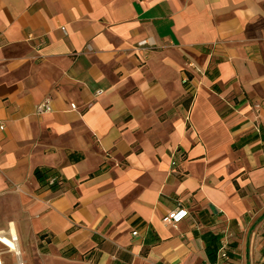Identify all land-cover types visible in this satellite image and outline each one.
I'll use <instances>...</instances> for the list:
<instances>
[{
    "label": "crops",
    "instance_id": "1",
    "mask_svg": "<svg viewBox=\"0 0 264 264\" xmlns=\"http://www.w3.org/2000/svg\"><path fill=\"white\" fill-rule=\"evenodd\" d=\"M0 233L2 264H208L205 233L263 264L264 0H0Z\"/></svg>",
    "mask_w": 264,
    "mask_h": 264
},
{
    "label": "trees",
    "instance_id": "2",
    "mask_svg": "<svg viewBox=\"0 0 264 264\" xmlns=\"http://www.w3.org/2000/svg\"><path fill=\"white\" fill-rule=\"evenodd\" d=\"M35 175L38 181L42 186H47L51 189L61 188L63 184V179L58 172H56L51 167H38L35 169ZM51 177H57V180L50 184ZM204 240L206 242V248L208 251V256L212 258V262H221L224 257L220 256L221 247H219L217 240L220 238L218 235H214L212 233H205ZM225 252V251H224ZM226 254V252H225Z\"/></svg>",
    "mask_w": 264,
    "mask_h": 264
},
{
    "label": "built area",
    "instance_id": "3",
    "mask_svg": "<svg viewBox=\"0 0 264 264\" xmlns=\"http://www.w3.org/2000/svg\"><path fill=\"white\" fill-rule=\"evenodd\" d=\"M63 29L65 30V28L63 27ZM147 43V40H142L140 41L138 44L144 45ZM102 90H98L97 93H101ZM76 105L72 104V108H75ZM52 110V106L50 103L49 99H45L42 102H40L39 104L36 105V113L41 114L44 112H49ZM172 164H175V161H172ZM57 180V177H51L50 179V184H53L55 181ZM190 214V211L187 207H185L182 203H178L176 205L175 208L171 209L170 211H168L164 216H163V221L166 224L172 225V226H177V223L182 220L183 218H185L186 216H188ZM133 234H137V231H134ZM10 239L15 240L14 237H11ZM7 245V244H6ZM224 246L225 244L222 245L221 247V253L220 256L224 257L226 254L224 252ZM8 247V245H7ZM9 248V247H8ZM17 264H23L22 261H18ZM208 264H221V262L217 261V262H209ZM264 264V263H263Z\"/></svg>",
    "mask_w": 264,
    "mask_h": 264
},
{
    "label": "bare ground",
    "instance_id": "4",
    "mask_svg": "<svg viewBox=\"0 0 264 264\" xmlns=\"http://www.w3.org/2000/svg\"><path fill=\"white\" fill-rule=\"evenodd\" d=\"M0 242L7 244L10 251H17L18 253H20L16 241L10 239L9 237L1 233H0ZM0 264H2L1 259H0Z\"/></svg>",
    "mask_w": 264,
    "mask_h": 264
},
{
    "label": "rangeland",
    "instance_id": "5",
    "mask_svg": "<svg viewBox=\"0 0 264 264\" xmlns=\"http://www.w3.org/2000/svg\"><path fill=\"white\" fill-rule=\"evenodd\" d=\"M31 255H32V260L30 261L29 264H46V262L48 260V258L45 255H42L40 253H36V254L35 253H31Z\"/></svg>",
    "mask_w": 264,
    "mask_h": 264
}]
</instances>
